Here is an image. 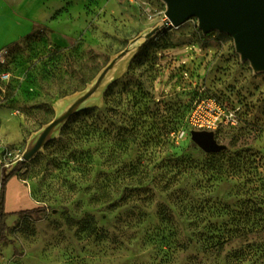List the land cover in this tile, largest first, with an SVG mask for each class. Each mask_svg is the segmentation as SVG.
<instances>
[{
    "label": "rangeland",
    "instance_id": "rangeland-1",
    "mask_svg": "<svg viewBox=\"0 0 264 264\" xmlns=\"http://www.w3.org/2000/svg\"><path fill=\"white\" fill-rule=\"evenodd\" d=\"M96 3L67 46L41 32L4 52L0 105L21 120L24 141L3 147L1 165L52 119L56 100L82 90L167 9L164 0ZM202 104L222 114L215 129L193 125ZM231 116L235 122L224 123ZM196 134L211 145L197 144ZM238 154L255 159L264 179V70L242 57L232 36L202 32L189 18L156 35L101 108L72 117L26 163L19 176L47 212L39 222L9 221L2 244L14 246L16 264H226L232 246L218 255L202 236L225 233L230 216L222 208L245 198Z\"/></svg>",
    "mask_w": 264,
    "mask_h": 264
},
{
    "label": "water",
    "instance_id": "water-1",
    "mask_svg": "<svg viewBox=\"0 0 264 264\" xmlns=\"http://www.w3.org/2000/svg\"><path fill=\"white\" fill-rule=\"evenodd\" d=\"M164 1L167 3L164 19L128 40L120 51L109 57L82 90L54 102L52 119L31 132L26 139L22 162L33 161L49 143L57 140L72 117L101 108L108 89L126 73L138 53L161 31L170 26L178 27L189 18L198 20L202 32L217 30L229 34L243 58L249 59L254 68L264 67V0ZM193 139L204 147L211 145L205 134H196Z\"/></svg>",
    "mask_w": 264,
    "mask_h": 264
},
{
    "label": "crops",
    "instance_id": "crops-1",
    "mask_svg": "<svg viewBox=\"0 0 264 264\" xmlns=\"http://www.w3.org/2000/svg\"><path fill=\"white\" fill-rule=\"evenodd\" d=\"M98 0H0V52L24 41L34 33L48 35L56 46H67L77 37L76 30L87 19L89 9L100 7ZM10 109L0 105V174L4 146L20 147L24 132L18 118H9ZM15 165V164H14ZM13 165V166H14ZM13 166L6 168L10 170ZM31 190L22 177L11 178L5 188V211L16 213L36 206ZM12 216L6 220L16 221ZM0 245V264H16L14 246Z\"/></svg>",
    "mask_w": 264,
    "mask_h": 264
},
{
    "label": "trees",
    "instance_id": "trees-1",
    "mask_svg": "<svg viewBox=\"0 0 264 264\" xmlns=\"http://www.w3.org/2000/svg\"><path fill=\"white\" fill-rule=\"evenodd\" d=\"M236 156L239 161H242L234 164V173L237 179H241L243 172L247 175L244 177L245 183L242 190V195L245 198L237 202L234 210H231L228 206L222 208L225 211L224 214L230 216L229 223L224 228L225 233L221 236L216 234L213 236L203 235L202 237H204L207 248L213 249L218 255L224 251L226 246H232L231 251L225 256L226 264H264V179L255 171V159H247L246 157H241L240 154ZM25 165L26 163L18 161L10 170L1 168L0 245L8 229L6 220L9 217L14 216L17 218L14 221L16 226L24 218L39 222L41 215L47 212V208L40 206L16 213L5 211L6 184L11 178L19 176ZM241 165H248L249 167L247 170L242 171ZM250 169L253 171H249ZM229 225L232 228L227 229ZM15 254L16 252L14 251Z\"/></svg>",
    "mask_w": 264,
    "mask_h": 264
},
{
    "label": "built area",
    "instance_id": "built-area-1",
    "mask_svg": "<svg viewBox=\"0 0 264 264\" xmlns=\"http://www.w3.org/2000/svg\"><path fill=\"white\" fill-rule=\"evenodd\" d=\"M124 1L134 3L137 0H124ZM3 55L4 52H0V63L3 62ZM9 77H10L9 74L7 73H3L1 75V78L3 80L8 79ZM3 101H4V95L0 94V102ZM215 111L216 110L212 108L211 105L209 104L198 105V108L194 110L191 117L193 125L201 130L215 129L218 126V119L222 116V114L219 113V110L218 112ZM223 121L224 123H228L229 121H231V123L233 124L235 122V119H233V117L231 116L230 118H226ZM21 154H22L21 150L15 149L12 151H7L5 154L6 155L5 158L11 160L12 164H16L18 161H21ZM11 163L4 162L1 168H7L10 166Z\"/></svg>",
    "mask_w": 264,
    "mask_h": 264
},
{
    "label": "bare ground",
    "instance_id": "bare-ground-1",
    "mask_svg": "<svg viewBox=\"0 0 264 264\" xmlns=\"http://www.w3.org/2000/svg\"><path fill=\"white\" fill-rule=\"evenodd\" d=\"M255 68H256V69H259V68H261V69L263 68V69H264V67H259V66H256Z\"/></svg>",
    "mask_w": 264,
    "mask_h": 264
}]
</instances>
